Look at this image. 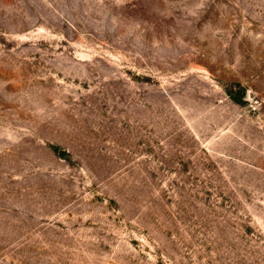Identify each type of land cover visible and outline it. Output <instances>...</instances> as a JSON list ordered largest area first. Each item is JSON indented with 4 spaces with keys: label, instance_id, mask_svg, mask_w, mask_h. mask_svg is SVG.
I'll use <instances>...</instances> for the list:
<instances>
[{
    "label": "rangeland",
    "instance_id": "rangeland-1",
    "mask_svg": "<svg viewBox=\"0 0 264 264\" xmlns=\"http://www.w3.org/2000/svg\"><path fill=\"white\" fill-rule=\"evenodd\" d=\"M0 264H264V0H0Z\"/></svg>",
    "mask_w": 264,
    "mask_h": 264
}]
</instances>
